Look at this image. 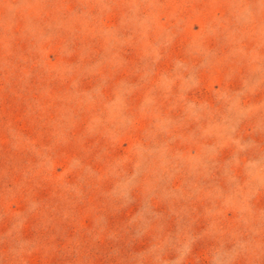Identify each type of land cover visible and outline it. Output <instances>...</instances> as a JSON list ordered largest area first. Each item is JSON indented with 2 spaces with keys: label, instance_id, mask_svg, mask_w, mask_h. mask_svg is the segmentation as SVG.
<instances>
[{
  "label": "rangeland",
  "instance_id": "rangeland-1",
  "mask_svg": "<svg viewBox=\"0 0 264 264\" xmlns=\"http://www.w3.org/2000/svg\"><path fill=\"white\" fill-rule=\"evenodd\" d=\"M0 264H264V0H0Z\"/></svg>",
  "mask_w": 264,
  "mask_h": 264
}]
</instances>
